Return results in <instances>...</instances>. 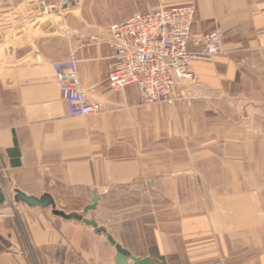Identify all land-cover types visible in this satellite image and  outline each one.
I'll use <instances>...</instances> for the list:
<instances>
[{"label":"crops","instance_id":"crops-1","mask_svg":"<svg viewBox=\"0 0 264 264\" xmlns=\"http://www.w3.org/2000/svg\"><path fill=\"white\" fill-rule=\"evenodd\" d=\"M8 1L0 2V264H119L108 234L151 264H264V0H77L52 21L60 33L45 38L32 37L49 24L37 1ZM175 5L195 7L194 32L220 28L223 52L194 59L195 79L178 83L171 104H138L136 85L112 91L109 25ZM91 34L104 41L83 46ZM72 51L99 113H68L52 62ZM194 177L218 197L193 199ZM136 186L160 199H114ZM12 191L49 195L82 219L10 205Z\"/></svg>","mask_w":264,"mask_h":264},{"label":"built area","instance_id":"built-area-1","mask_svg":"<svg viewBox=\"0 0 264 264\" xmlns=\"http://www.w3.org/2000/svg\"><path fill=\"white\" fill-rule=\"evenodd\" d=\"M70 5V0H55L41 7L39 15L45 19ZM194 18L193 5H175L136 13L109 25L108 43L114 62L107 76L109 88L122 92L128 86L136 85L140 105L173 103L178 83L195 79L191 62L212 58L224 50L223 31L215 28L194 32ZM60 31L61 23L52 22L43 31H38V38L57 36ZM103 41L100 35L91 34L84 39L83 46L99 45ZM190 45L200 50L193 51ZM52 68L70 116L86 117L102 111L101 103L91 101L82 85L74 51L66 59L53 61Z\"/></svg>","mask_w":264,"mask_h":264},{"label":"rangeland","instance_id":"rangeland-1","mask_svg":"<svg viewBox=\"0 0 264 264\" xmlns=\"http://www.w3.org/2000/svg\"><path fill=\"white\" fill-rule=\"evenodd\" d=\"M2 0H0L1 2ZM37 3L35 5V8L36 7H39L38 11H39V14H40V9L41 7H44V6H47L48 5V2L47 0H36ZM7 2H9L7 0ZM35 9L33 8V10L31 12H33ZM23 12H25L23 10ZM30 12V13H31ZM40 17H43L40 15ZM63 18L64 17V14L62 16H60L59 13H55L51 16H46L45 17V21L46 23H52V21H55V20H58L59 18ZM66 26L64 25V28ZM67 31V30H66ZM67 33V32H66ZM31 35V34H30ZM38 32L37 33H34L32 37H38ZM89 37V36H88ZM224 37V35H223ZM195 178V181H196V177ZM197 184H199V186L197 187H194L193 189V199H215V197H218V191L219 189L217 188H209V189H206V188H203L200 186V182L198 183L196 181ZM187 190V192H186ZM146 188L145 187H130V188H127V189H124V191H119L117 193L114 194V199H160V198H155L154 197V194L153 192H149V191H146ZM163 193H162V199H169L167 198L169 194H171V191L170 189H162ZM177 191V190H176ZM16 192L17 191H12L11 192V196H8V199H7V202L11 205L14 201H18V199H16ZM178 194V192H177ZM182 196H186L187 195V198L190 199L191 198V193H190V189H186V188H182L180 190V193H179ZM165 195V196H164ZM167 195V196H166ZM23 203V201H21ZM57 204H54V205H48L47 207L49 208V210L52 212L53 209L56 207L57 208ZM81 217L83 215H80Z\"/></svg>","mask_w":264,"mask_h":264},{"label":"water","instance_id":"water-1","mask_svg":"<svg viewBox=\"0 0 264 264\" xmlns=\"http://www.w3.org/2000/svg\"><path fill=\"white\" fill-rule=\"evenodd\" d=\"M71 3H74V0H70ZM7 198V194L2 190L0 187V203H4ZM16 199L23 201L31 206H48V205H54L53 199L49 195H44L42 197H35V196H30L27 195L26 193L22 191H17L16 192ZM99 200V196L95 194L93 198V203L90 205H87L85 207V212L94 209L97 205V202ZM55 214L62 216L64 218H72V217H77L78 219H82L80 215L77 214H67L64 211L57 209L56 207L54 208ZM83 222L86 223L87 225L93 226L96 231L98 232H106V229L102 226H99L96 221L90 220L88 218H83ZM108 240L110 241L111 244H113L116 248L117 251V257L116 260L119 264H127L128 259H131L135 261L137 264H151V259L146 257L143 259H139L137 256L133 255L130 251H128L126 248H124L121 244H119L116 239L108 234L107 235Z\"/></svg>","mask_w":264,"mask_h":264}]
</instances>
